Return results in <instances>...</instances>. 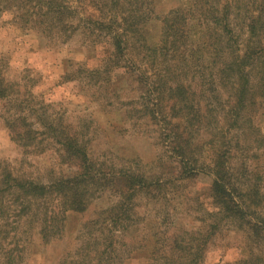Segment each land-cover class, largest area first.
Here are the masks:
<instances>
[{
  "label": "rangeland",
  "instance_id": "rangeland-1",
  "mask_svg": "<svg viewBox=\"0 0 264 264\" xmlns=\"http://www.w3.org/2000/svg\"><path fill=\"white\" fill-rule=\"evenodd\" d=\"M108 1L58 0L66 8L59 24L35 0H0V78L6 89L0 95V177L10 172L46 187L73 177L77 166L53 137L57 127L76 134L100 178L122 170L159 182L160 191L139 195L128 219L119 223L105 215L119 198L104 180L87 188L84 212L68 211V201L56 193L29 199L5 193L0 196V264H173L171 255L178 256L173 251L179 247L205 248L196 264H264V186L260 194L248 186L257 182L251 164L260 154L256 139L264 136V105L254 119L257 129L245 128L240 138L251 144L247 158L232 152L236 172L248 166L247 182L236 174L244 181L239 187L253 197L245 198L246 204L262 228L252 231L211 209L210 173L200 172L191 181L169 174L174 160L162 141V120L170 118L172 102L161 93L162 85L152 91L155 70H161L164 83L173 81L174 73L164 72L173 61L170 56L153 61L145 46L159 42L161 18L185 0H154L145 37H124L119 65L110 63L115 56L106 30L96 31L88 20L110 18V7L102 8ZM121 4L113 11L119 23L128 8L126 0ZM235 38L241 46L244 36ZM16 118L26 119L36 133L28 147L13 139L7 125ZM201 156L208 164L209 154ZM186 254H179L182 264H194Z\"/></svg>",
  "mask_w": 264,
  "mask_h": 264
},
{
  "label": "trees",
  "instance_id": "trees-1",
  "mask_svg": "<svg viewBox=\"0 0 264 264\" xmlns=\"http://www.w3.org/2000/svg\"><path fill=\"white\" fill-rule=\"evenodd\" d=\"M35 1L46 5L48 12H53L60 24L62 10L66 9L61 2ZM126 1L128 8L122 11L120 23L116 18L118 14L113 11L118 10L122 0H109L107 5L102 4V8L110 7L107 9L110 18L107 15L98 19L88 18L96 31L106 30L109 35L115 56L110 63L115 65L120 64L125 51L124 37L129 33H139L138 36L144 38L146 27L153 21L154 0L151 4L148 0ZM161 24L159 42L145 46V50L153 61L158 56L163 59L170 56L173 61L171 68L164 67V72L174 73L173 81L164 83L161 70H155L153 76L156 81L152 91L155 92L157 84L162 85L161 93H166L168 102H172L170 118L162 120V141L174 160L169 166V174L178 181H191L200 172L210 173L211 209L216 210V214L221 213L225 219L245 223L252 231L261 230L256 213L246 204L245 198L252 200L253 197L248 198L250 192L245 194L239 187L244 181L236 174H241L247 182L248 166L243 165L242 172H236L232 166V152L236 149L247 158L251 144L248 139L241 141L240 138L245 128L257 129L254 119L258 107L264 105V0H185L181 6L164 15ZM239 33L244 40L238 47L235 37ZM4 90V81L0 78V95L5 93ZM158 100L156 98L155 101ZM156 113L153 112L154 115ZM7 125L18 144L25 143L23 145L28 147L36 140V133L26 119L16 118L8 121ZM53 132L66 159L76 164V174L46 187L5 172L0 177V196L16 193L20 199H29L56 193L68 201V211L84 212L87 188L94 181L104 180L119 198L105 215L113 223H119L128 219L130 206L139 195L149 196L160 191L159 182L122 170L100 178L76 134L60 133L57 127ZM231 132H235V136L229 137ZM256 145L260 158L251 167L256 165L257 182L248 186L260 194L264 186V136L256 139ZM202 152L209 154L208 164L202 160ZM189 248H176L173 253L178 256L171 255L175 259L173 264H182V256H179L182 251L187 252V259L192 256L196 259L194 264L204 259L205 248Z\"/></svg>",
  "mask_w": 264,
  "mask_h": 264
}]
</instances>
